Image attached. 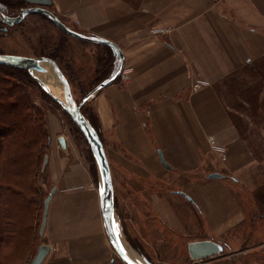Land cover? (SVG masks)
<instances>
[{
	"label": "crops",
	"instance_id": "1",
	"mask_svg": "<svg viewBox=\"0 0 264 264\" xmlns=\"http://www.w3.org/2000/svg\"><path fill=\"white\" fill-rule=\"evenodd\" d=\"M51 9L70 27L116 42L121 63L132 68L128 81L120 74L84 104L99 120L117 212L123 183L157 178L180 185L177 192L193 184L217 195L208 186H220L221 230L247 226V199L239 185L264 184V0H52ZM79 62L92 67L85 58ZM198 79L208 84L194 91ZM49 131L50 150L56 152V141L60 153L69 149L68 135L53 138ZM209 135L218 136L224 151L212 148ZM57 167L50 176L57 189L36 246V253L40 244L49 246L41 264H119L103 219L98 169L94 176L81 159L70 157ZM211 172L223 176L209 177ZM262 192L254 199L263 200ZM192 198L216 231L220 220L211 217L219 213L209 197ZM257 225L254 236L262 237L264 225ZM252 250L264 257V243ZM254 254L249 250L245 257ZM34 256L28 252L11 264L31 263Z\"/></svg>",
	"mask_w": 264,
	"mask_h": 264
},
{
	"label": "rangeland",
	"instance_id": "2",
	"mask_svg": "<svg viewBox=\"0 0 264 264\" xmlns=\"http://www.w3.org/2000/svg\"><path fill=\"white\" fill-rule=\"evenodd\" d=\"M76 21L79 23L78 19ZM54 33V28L48 26L45 21L38 20L32 15H27L20 26L16 25L10 28L7 34L0 33L3 36L0 39V47L7 53L26 52L32 54L34 50L42 49L46 45V40L41 39V35L46 39V37ZM74 48L76 54H79L80 50L77 45H74ZM88 75L87 71H82V80H87ZM30 90H35L33 96L43 106V113L45 112L46 114L48 127L53 132V138L58 135H68L70 146L68 150H62L60 153V147H57L58 143L56 141L54 145H56L57 153L53 148L49 151V153L51 152V157L53 156L52 161H55L53 170L56 172L60 161L70 157L71 160L81 159L83 170H88L90 174H93L94 169L97 176V166L93 152L84 135L77 130L76 125L66 114L60 102L44 90L41 84L40 86L37 84L31 85ZM75 97L77 101L82 99L79 93L76 92ZM83 107L87 109L86 106L83 105ZM69 150L70 153L72 151L71 154L67 153ZM53 170L48 163L45 165V182H42V190L45 197L53 186V182L50 179ZM134 179H137V177H134ZM140 179L142 182L127 183V185L123 183L120 186V214H118L120 226L118 227L120 229L119 235L141 256V259L145 260L147 258L154 264H193L195 261L187 257L186 246L194 238L206 236L226 242L227 248H225V252H233L240 249H243V251L235 256H227L220 260L207 262L205 260H197L195 264H261L264 261V257L260 256L258 251L252 250L260 242L264 243V233L262 237H259V234L254 236L255 231L253 230V224L261 225L262 223L264 225L263 220L261 222V214L264 215V199H254L259 189L264 193V184L261 185L262 189L253 185L244 186L240 183L241 185L239 186L245 191L247 199V226L239 225L237 230L230 229L223 232L221 229L225 226H221L220 223L221 219L225 218V216H221V205L223 203L221 197L224 192L220 186H208V188L214 187V191H218L217 195H214L213 191L205 192V189H207L206 185L193 184H182V188L187 190L178 189V193L176 190L180 188V185L165 183L157 178H155L156 180H151V183L148 184L143 178ZM42 180L43 178H40V183ZM235 186L237 187L238 185ZM234 190L237 189L234 188ZM180 191H184L189 197H191L189 195L190 192L194 196L202 194L205 198L209 197L207 199H210L211 207H214L215 211L219 213L218 216L211 217L214 221L220 220L218 226H216L217 222L214 224L216 231L212 232L211 227L209 228L206 225V218L203 214L201 215L202 209L198 205L197 209L196 205L190 201L193 198L186 197ZM126 192L128 193L126 194ZM260 202L262 203L261 207H259ZM203 204V207H205V199ZM199 211H201L200 215H198ZM249 250L256 254L246 259L245 252ZM115 256L119 264H125L116 253Z\"/></svg>",
	"mask_w": 264,
	"mask_h": 264
},
{
	"label": "trees",
	"instance_id": "3",
	"mask_svg": "<svg viewBox=\"0 0 264 264\" xmlns=\"http://www.w3.org/2000/svg\"><path fill=\"white\" fill-rule=\"evenodd\" d=\"M16 1L19 6L25 5V0ZM29 15L45 21L55 30L46 39L41 35L46 45L34 50L33 55H46L56 60L70 81L74 95L76 92L84 97L119 70L121 60L111 46L72 36L42 12ZM74 45L80 50L79 54ZM79 58L92 61V67L83 63L78 66ZM84 70L89 73L87 80L81 78ZM33 84L40 86L29 71L0 63V264L23 259L28 252L34 256L41 239L45 197L43 165L49 154L51 137L43 106L34 98L35 90H30ZM82 111L102 138L93 110L82 107ZM76 128L81 132L77 125ZM92 173L96 176L94 169ZM40 178H43L41 183ZM31 245L35 247L29 251Z\"/></svg>",
	"mask_w": 264,
	"mask_h": 264
},
{
	"label": "water",
	"instance_id": "4",
	"mask_svg": "<svg viewBox=\"0 0 264 264\" xmlns=\"http://www.w3.org/2000/svg\"><path fill=\"white\" fill-rule=\"evenodd\" d=\"M26 1L35 5L31 7L23 8L21 14L17 16H8L6 14L5 15L1 14V18L8 24H13L15 22H19L20 20H22L23 17L30 12L40 11L47 14L53 20V22L64 32L87 41H92L100 44H107L114 49V52L117 56H119L121 59L124 58L123 52L120 46L116 42L106 38L94 37L91 35L84 34L70 27L68 24L62 21L57 14H55L47 7L52 3V0H26ZM2 9L6 10L5 6H2ZM4 30H7V28H4ZM0 63L29 71L39 81L41 87L44 90H46L49 94H51L55 100L60 102L64 110L69 114V116L72 118V120L81 130L96 160V166L100 178L99 190H100L101 208H102L105 228L108 238L119 258L125 264H154L147 258H145L144 262H138L134 260L128 254L127 250L125 249L121 241V236L119 235V230H120L119 227H118V231H114V225L120 226V224H119L118 212L116 209L114 180L112 176L110 162L107 156V152L103 140L99 132L82 111L83 105L88 100H90L103 87L114 82L119 77L123 68L125 67L124 61H122L119 70L113 77L103 80L102 82L97 84L84 97H82L80 101H77L70 81L68 80L67 76L65 75V73L63 72L57 61L54 60L52 57L46 55L31 56L24 54L0 52ZM48 66H51L54 69V74L63 82L66 93L65 99H62L53 92H51L47 88V86L43 83L41 77L39 76L40 73L49 72ZM61 140L63 144H65L63 137H61ZM159 156L163 164H165L166 166H170L169 163L166 161L162 150H159ZM47 161H48V155H46L44 160V165H43L44 168L45 165L47 164ZM222 176L223 174L219 172H212L209 174V177H222ZM56 189L57 187L53 186L46 195V197L44 198V211L40 226V234H42L45 229L49 204L53 195L56 192ZM102 189H103V194L101 192ZM180 192L185 194L184 191H180ZM185 195L186 197H189L187 194ZM121 248H123V250H121ZM48 250H49V246L47 244L45 243L40 244L38 251L31 260L30 264H41L44 258L46 257ZM187 250L189 252V255L193 259L201 260L203 258L210 257L220 253L223 250V245L212 238H200L189 241L187 244Z\"/></svg>",
	"mask_w": 264,
	"mask_h": 264
},
{
	"label": "flooded vegetation",
	"instance_id": "5",
	"mask_svg": "<svg viewBox=\"0 0 264 264\" xmlns=\"http://www.w3.org/2000/svg\"><path fill=\"white\" fill-rule=\"evenodd\" d=\"M4 1H7V2H4ZM25 5H17V1L16 0H0V33L2 34V33H4V34H7L8 33V31H9V29L10 28H12V27H14V26H20L21 25V23L23 22V19H24V17L25 16H27V15H29V13L28 14H26L24 17H23V19L22 20H20L19 22H15V23H13V24H8L7 22H5L2 18H1V14H6V15H8V16H17V15H19V14H21V12H22V9L23 8H26V7H31V6H34L35 4H32V3H29V2H27L26 0H25V3H24ZM51 5H52V3L50 4V5H48L47 7L51 10V11H53L52 9H51ZM2 6H5V8H6V10H3L2 9ZM33 12H40V11H33ZM54 12V11H53ZM30 13H32V12H30ZM43 13V12H42ZM55 13V12H54ZM45 14V13H44ZM56 14V13H55ZM60 18V17H59ZM61 19V18H60ZM62 20V19H61ZM63 21V20H62ZM67 24V23H66ZM4 28H7V30H4ZM76 29V28H75ZM62 30V29H61ZM77 30V29H76ZM1 37H3V36H1L0 35V39H1ZM43 37V36H42ZM7 40V39H6ZM8 41V40H7ZM9 42V41H8ZM1 46V45H0ZM0 51H2V53H7V52H5L4 50H2L1 49V47H0ZM15 54H24V55H31V56H39V55H33V53L32 54H28V53H26V52H24V53H15ZM119 212V211H118ZM200 238H212V237H206V236H204V237H198V238H194V239H200ZM213 239V238H212ZM214 240H216V239H214ZM217 242H219V243H221L222 245H223V250L220 252V253H218V254H216V255H213V256H210V257H206V258H203V259H201V261H204L205 260V262H207V261H214V260H220V259H222V258H226L227 256H235L236 254H239V253H241L242 252V250L243 249H240V250H234L233 252H228V251H226L225 252V248H227V245H226V242H224V241H221V240H216ZM186 253H187V257H189L190 259H192L193 261H197V260H195V259H193L190 255H189V252H188V250H187V246H186ZM195 262H193V264H195Z\"/></svg>",
	"mask_w": 264,
	"mask_h": 264
},
{
	"label": "bare ground",
	"instance_id": "6",
	"mask_svg": "<svg viewBox=\"0 0 264 264\" xmlns=\"http://www.w3.org/2000/svg\"><path fill=\"white\" fill-rule=\"evenodd\" d=\"M49 72L40 73L39 76L41 77L43 83L47 86V88L56 94L58 97L65 99V87L63 82L54 74V69L51 66H48ZM63 84V89H62ZM118 225V224H117ZM121 241L124 244L125 249L127 250L128 254L138 262H144L141 259L140 255L129 246V244L121 237Z\"/></svg>",
	"mask_w": 264,
	"mask_h": 264
},
{
	"label": "built area",
	"instance_id": "7",
	"mask_svg": "<svg viewBox=\"0 0 264 264\" xmlns=\"http://www.w3.org/2000/svg\"><path fill=\"white\" fill-rule=\"evenodd\" d=\"M160 30H162V31H168V30H171V28L170 27H162ZM131 73H132V68L131 67H128V66H125L123 68L122 72H121L120 77H121V79L123 81H128L129 78L131 77ZM207 84H208V81L203 80V79H198V80H195L193 82L192 87H193V90L194 91H197V90L203 88L204 86H206ZM208 139H209V142H210V144H211V146H212V148L214 150L219 151V152L220 151L221 152L224 151L225 145H224L223 142H221L219 140V138H218L217 135H209V138ZM16 264H30V261L28 260V261H25L23 263H16Z\"/></svg>",
	"mask_w": 264,
	"mask_h": 264
},
{
	"label": "snow or ice",
	"instance_id": "8",
	"mask_svg": "<svg viewBox=\"0 0 264 264\" xmlns=\"http://www.w3.org/2000/svg\"><path fill=\"white\" fill-rule=\"evenodd\" d=\"M102 194H103V189L101 190ZM114 231H118V226L114 225ZM121 250H123V248H121Z\"/></svg>",
	"mask_w": 264,
	"mask_h": 264
}]
</instances>
